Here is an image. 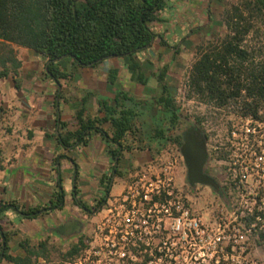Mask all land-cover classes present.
I'll return each mask as SVG.
<instances>
[{
	"label": "trees",
	"instance_id": "obj_1",
	"mask_svg": "<svg viewBox=\"0 0 264 264\" xmlns=\"http://www.w3.org/2000/svg\"><path fill=\"white\" fill-rule=\"evenodd\" d=\"M174 1L0 0V82L11 78L15 89L21 90L22 60L16 48L20 46L32 49L45 58V75L59 87L62 78L70 77L58 67L64 58L71 59L73 72L84 67H96L111 57L122 58L127 62L132 78L147 85L148 77L142 69L140 54L148 51L158 38L155 24L164 21V13L174 5ZM222 18L226 31L215 33L210 39L196 45V58L185 82L186 98L203 104L204 111L193 115L184 112L171 91L166 79L168 66L164 65L157 75L160 93L152 100L118 89L112 100H100V116L88 115L85 107H81L75 113L74 123L56 118V144L59 150L71 152L87 146L95 133L100 134L107 145L110 165L107 173L100 176L102 194L95 203L86 202L78 184V162L67 154H57L54 169L58 181L45 204L26 206L17 199L5 200L0 197V264H34L40 257L47 262L57 258L61 262L74 264L86 256L92 246L85 234L65 250L51 243L50 239L40 240L36 244L23 239L19 242L21 251L14 254L11 243L17 231L2 221L8 217L9 211H15L19 220L37 219L61 211L68 195L73 204L83 211L90 214L101 211L108 204L114 177L123 175L120 163L124 151H132L134 144L144 149L146 139L165 142L168 140L167 131L190 122L200 127L208 138L204 131L206 124L226 121L229 140L220 146L217 157L230 162V166H227L228 183L219 191L230 204V199L235 198L246 179L242 178L240 165L234 164L233 131L237 128L234 120L228 118L250 119L252 128L247 138L252 152L261 155L264 150V140L256 133V125H264V0L231 3L225 8ZM162 42L168 45L163 37ZM118 76L119 69L109 70L108 84L111 87L116 84ZM56 97L65 98L62 91L57 92ZM148 110L153 111L151 122L144 118ZM6 112L0 105V122ZM106 124H109V128H105ZM6 130L7 136L13 135L12 126L6 127ZM144 134H148L146 139L142 137ZM31 137L30 133L29 139ZM170 137L181 148L183 133ZM2 139L5 141L7 138ZM1 141L0 171H6L8 165L13 164L10 161L4 163L6 153L10 152L11 158H16L18 148L11 149ZM64 158L69 159L74 168L70 192L62 183L61 160ZM256 191L255 197L249 196L251 203L254 200L255 203L243 209L245 213H242L240 206L236 210L237 219L229 226L231 240L247 237L258 245H264V210L260 209L264 207V188ZM165 197V192L154 194L146 207L164 202ZM120 248L118 245H102L99 248L100 258L114 256ZM228 249H231V245ZM124 251L126 256L138 257L133 264H176L169 257L168 247L162 243L146 245L131 242L124 247Z\"/></svg>",
	"mask_w": 264,
	"mask_h": 264
},
{
	"label": "rangeland",
	"instance_id": "obj_2",
	"mask_svg": "<svg viewBox=\"0 0 264 264\" xmlns=\"http://www.w3.org/2000/svg\"><path fill=\"white\" fill-rule=\"evenodd\" d=\"M237 1L238 0H175L174 5L164 13V21L155 24V29L160 31L162 36L159 34L155 44L151 47V52L148 53L149 58L143 63L144 72L148 77V84L143 85L136 81V83L129 84L127 90L124 88L122 89L134 93L146 100H152L153 97L156 98L160 93L157 75L161 68L167 65L168 73L166 79L171 86V91L177 103L184 112L193 115L204 111L205 106L203 104L196 100H188L186 98L185 82L187 80V75L191 64L196 58V45L203 40L210 39L215 33L222 34L226 31L222 14L229 4L236 3ZM162 37L168 45L162 42ZM21 56L25 59H29L26 53ZM40 75L43 76V73ZM122 83L126 86V79H123ZM63 94L65 98H71L67 93L63 92ZM16 107V104H14L9 111L3 107L7 112L3 113V118L0 122L1 142L6 143L11 149L15 147L18 148L16 158H11L10 152H7L4 159L5 164H8V161L13 162V164L8 165L7 168V170H11L10 172L14 174L10 188L14 190V197L16 196V199L21 205L33 206L45 204L56 187L58 176L54 169L55 166L52 160H50V156L47 157L44 165L34 167L25 163L23 168L19 167V152L26 143L27 131L32 127V120H19L21 114L16 111ZM152 114L153 111L148 110L144 116L145 120L151 122ZM231 118L235 122V128L238 130L237 132H241V135L239 134L238 138L233 140L235 146L233 157L244 170H246V166H248L249 171H247V179L243 181L242 188L236 193L235 198H233L230 193L232 197L231 199L229 198L230 204L211 186L202 184L192 186L188 181V169L181 153V148L176 142L169 139V137L177 133H183L188 127L193 125V123L190 122L167 131L166 136L168 140L165 142L162 141L159 143L157 140L149 141L146 139L148 134L142 135V137L146 139L143 143L144 149H140L138 145L135 144L134 147L138 152L140 151L142 153L136 152V155H132L131 159H134L133 161H129V159L125 158L124 165L121 166L124 177H114V179L118 178L115 181L114 191L110 193L107 207H112L115 211L121 213L123 209L121 204L123 202V197L125 193L130 190V187L132 186L131 190H135L134 183L137 181H139L140 188H145L157 178L163 180L166 172L165 168L167 166L168 173L166 176H171L173 178L172 186L177 190L182 200H187L185 201L187 202L185 206L190 208L192 216L200 219L203 228L206 230L205 233L201 234L200 239L203 241L210 240L211 238L208 237V233L211 235L214 233L221 234L223 231L222 224L234 220V210L239 206L241 208L250 206L251 201L249 196H256V190L260 187L264 188V150L262 152V158H258L257 160L254 159L255 155L252 152L248 139L243 138L245 132H247V128H252V121L244 118L234 119V117H229L228 119ZM10 126L13 128V135L7 136L8 132L6 127ZM205 126L204 131L208 136L207 144L209 149V159L206 169L212 176L217 178L221 184V188H224L228 183L229 171L227 166H230V163L226 160H219L217 151H219L221 145H224L225 142L227 143L229 140L227 137L228 128L226 121L222 120L219 124L209 122ZM256 126L257 135L259 134L260 138L264 140V125L259 124ZM2 138L7 139L4 141ZM137 156H140V158L144 156V160H141L142 162L136 161L139 160ZM171 164L172 168H169ZM18 169H21L18 173L20 176L18 178L20 183L23 181L24 177L26 178L24 183L27 182L29 174L42 180V183L39 185L41 188L40 191H38L36 195L34 194L35 198L29 195L28 190L25 191L24 196L22 195V191H19V194H17L15 180L17 179L16 174ZM6 171H0V186L2 185L1 182ZM72 175L73 173L68 171L66 165L63 164L62 183L65 185V189L68 192L71 191V185H66V183H68L66 181L69 180ZM2 192L0 187V194H2ZM95 196L96 195L91 196L89 200L85 201L89 204L95 203L96 200L100 198ZM71 200V196L68 195V207L65 210L54 211L49 215H44L37 219L19 220L18 214L15 211H9L8 217H6L2 223L17 231V235L11 243L13 253L17 254L21 251L19 242L23 239H29L32 244H36L40 240L50 239L51 243L65 250L69 248L71 244L77 242L81 235L85 234L88 240H91L92 246V250L88 251L86 256L88 255V258L89 256L92 258L95 255V250L97 254H99L98 248L103 242V238L100 236V224H102L106 218L110 217L111 211L109 209H104L94 214H90L83 210L74 211V204ZM76 220L83 222L82 230L79 233L71 235L58 234L61 230L66 228V223L70 222V224L73 225L74 222L76 223ZM12 222L14 223L13 225ZM189 223V221H186L185 225ZM167 225L171 226V220H167ZM65 231L67 230L63 232ZM172 240H174V238L170 237L168 241ZM242 240H245V243L242 241V243L245 244V247L242 249L246 251L244 253L238 252L240 253V257H237V261L240 262L241 260V264H264V245H258L253 240L247 238ZM180 252L179 262L177 264H211L210 258L208 257V252H210L208 245L205 247H196L195 249L190 246H184L181 247ZM196 257L200 258L198 262H195ZM53 260L54 261H51V263L39 262L37 260L34 264H63V262L59 261L57 258ZM86 262L88 264H95V262H91L89 259H87ZM97 264H100V262Z\"/></svg>",
	"mask_w": 264,
	"mask_h": 264
},
{
	"label": "crops",
	"instance_id": "obj_3",
	"mask_svg": "<svg viewBox=\"0 0 264 264\" xmlns=\"http://www.w3.org/2000/svg\"><path fill=\"white\" fill-rule=\"evenodd\" d=\"M156 32L161 34L160 31L156 30ZM16 48L19 50L18 54L22 60V88L21 90H16L14 82L10 78L2 80L0 82V105L9 111L16 104V111L21 114L19 120H32V127L27 131L26 143L19 152V167L23 168L25 163L34 167L44 165L48 156H50V160H52L54 165V158L57 154H67L75 158L79 164L80 177L78 184L82 198L89 200L94 195H96L95 197H100V194H102L100 176L107 173L110 164V158L106 152L107 145L100 134L95 133L87 146L75 148L71 152L59 150L56 144V118L59 117L64 121L73 123L75 122V113L81 107H85L88 115H102L99 112L100 100H112L115 97L116 90L122 88L127 90L129 84L136 83V80L132 78V72L128 68L127 62L122 58L111 57L97 67H84L73 72L71 59H61L58 67L61 71L70 74V77L62 78L61 86L59 87L45 75V58L41 54L25 47L18 46ZM149 52H151V48L140 54L142 69L144 61L149 58ZM24 53L29 56V59L21 56ZM112 68L119 69V76L113 87L108 84V72ZM41 73H43V76L40 75ZM123 79L127 81L126 86L122 83ZM61 91L70 95L71 98H57L56 93ZM105 128H109V124H106ZM30 133L32 134L31 139H29ZM136 152L142 153L138 152L135 147L132 151H124L120 165H124L125 158L133 161L134 159L131 158L132 155H136ZM138 158L139 160H136L138 162L144 160V156L142 158L139 156ZM63 164L66 165L68 171L74 173L73 165L69 159L64 158L61 160V172ZM10 171H6L0 186L3 191L0 197L5 200L16 199L14 190L10 188L14 177V174ZM20 171L21 169L17 170V179L15 180L17 194L22 191L24 196L25 191L28 190L29 195L34 197L41 189L39 185L42 180L29 174L27 182L24 183L26 181L24 177L20 183L18 179ZM123 177L124 175L121 176V178ZM117 178L114 179L111 192L114 191L113 188ZM66 182H68L66 185L70 184L72 187L73 175ZM67 197L63 210L68 207ZM78 210L82 209L74 205V211Z\"/></svg>",
	"mask_w": 264,
	"mask_h": 264
},
{
	"label": "built area",
	"instance_id": "obj_4",
	"mask_svg": "<svg viewBox=\"0 0 264 264\" xmlns=\"http://www.w3.org/2000/svg\"><path fill=\"white\" fill-rule=\"evenodd\" d=\"M246 120L251 121L250 119ZM250 130L251 129L248 127L243 138L248 139L247 134ZM237 131V129L233 131L234 139L238 138V135L241 133H238ZM253 153L255 155L254 159L256 160L263 157L262 154L257 155L254 151ZM234 160V164L240 165L235 158ZM240 167L242 178L247 179V171H249V167L246 166V170H244L241 165ZM169 168H172V164ZM167 169L168 168L166 166L165 177L163 180L161 178H157L145 188L139 187V181L134 183L135 190H131V186L130 190L126 192L123 197V202L121 203L123 209L121 213L115 211L112 207H107L108 204L102 209H109L111 214L110 217L106 218V220L100 224V236L103 238V242L100 246L109 244L114 246L118 245L121 247L120 251L117 254L115 253L114 256H104L100 258L99 246V254H97L95 250V255L92 258L90 256L88 258V255L83 256L74 264H88L86 262L87 259L91 262H95V264L99 262L100 264H112L113 262H116L115 264L120 262H122L120 264H126L127 261H131V263L128 264H133L132 262L138 261V257L135 255L126 256L124 251V247L131 242L133 244L142 242L146 245H158L162 243L168 247V251L170 252L169 257L170 259H174L176 264L179 262L178 259L181 254V247L190 246L195 249L196 247H205L206 245L210 248L208 257L210 258L211 264H241V260L240 262L237 261V257H240V253H244L246 251L242 249L245 247V240L242 239H246L247 237L231 240L230 235L228 234L230 224L237 219L236 210L239 207L234 210V220L229 223L224 222V224H222L223 231L221 234L214 233L211 235L208 233V237L211 239L203 241L200 237L206 230L203 228L200 219L192 216L190 208L185 206V200L180 198L179 193L172 186L173 178L171 176H166L168 173ZM163 192L166 193L164 202L155 203L154 206L149 208L146 207V204L152 199L154 194L160 195ZM254 203L255 200L251 204L253 205ZM246 208L241 209L243 210ZM260 209L264 210V207H261ZM242 213H245V211L243 210ZM167 220H171V226L167 225ZM186 221H189L190 223L185 225ZM170 237L174 238V240L168 241ZM242 241H244V243H242ZM229 245H231L230 250L228 249ZM90 250H92V247ZM198 259L200 258L196 257L195 262H198ZM38 261L47 262L42 257H40ZM63 264L72 263L63 262Z\"/></svg>",
	"mask_w": 264,
	"mask_h": 264
},
{
	"label": "water",
	"instance_id": "obj_5",
	"mask_svg": "<svg viewBox=\"0 0 264 264\" xmlns=\"http://www.w3.org/2000/svg\"><path fill=\"white\" fill-rule=\"evenodd\" d=\"M181 153L188 169V181L194 186L197 184L211 186L215 191L221 190V184L211 174L205 171L209 159V149L207 138L202 129L198 126L191 125L183 132V144ZM70 222L66 223V228L61 230V234H75L82 230L83 222L76 220L74 227L70 226ZM64 230H67L63 232Z\"/></svg>",
	"mask_w": 264,
	"mask_h": 264
},
{
	"label": "flooded vegetation",
	"instance_id": "obj_6",
	"mask_svg": "<svg viewBox=\"0 0 264 264\" xmlns=\"http://www.w3.org/2000/svg\"><path fill=\"white\" fill-rule=\"evenodd\" d=\"M205 171L207 172V173H209L208 171H207V169H206V167H205ZM210 174V173H209ZM217 179V178H216ZM56 231H57V229H56ZM58 234H61V233H58Z\"/></svg>",
	"mask_w": 264,
	"mask_h": 264
}]
</instances>
